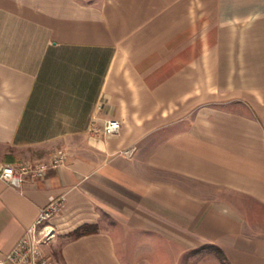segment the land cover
<instances>
[{
    "label": "crops",
    "instance_id": "obj_1",
    "mask_svg": "<svg viewBox=\"0 0 264 264\" xmlns=\"http://www.w3.org/2000/svg\"><path fill=\"white\" fill-rule=\"evenodd\" d=\"M61 148L0 180V254L64 196L42 246L63 264H264V0H0V164Z\"/></svg>",
    "mask_w": 264,
    "mask_h": 264
},
{
    "label": "built area",
    "instance_id": "obj_2",
    "mask_svg": "<svg viewBox=\"0 0 264 264\" xmlns=\"http://www.w3.org/2000/svg\"><path fill=\"white\" fill-rule=\"evenodd\" d=\"M120 130L121 123L115 119L106 120L103 125H98L94 120L89 126V134L97 138L116 136ZM132 153L129 151L125 155L131 157ZM67 163L68 153L61 148L55 151L47 161L0 164V180L9 187L22 192L25 183L41 181L50 171L63 168ZM65 204L64 196L51 198L49 203L40 209L38 218L13 250L8 254H0V264H54L42 246L48 243L53 236L49 222L60 214Z\"/></svg>",
    "mask_w": 264,
    "mask_h": 264
},
{
    "label": "trees",
    "instance_id": "obj_3",
    "mask_svg": "<svg viewBox=\"0 0 264 264\" xmlns=\"http://www.w3.org/2000/svg\"><path fill=\"white\" fill-rule=\"evenodd\" d=\"M98 231H99V228L97 225H84V226L76 229L74 232H72L69 235V238L79 239V238L84 237V236H88V235L98 233ZM204 250H210L213 253H215L216 257L219 259L221 264H230L229 261L227 260L226 256H225V254L223 253V251L216 246H211V245L204 246V247L199 248V249H197L191 253L193 255H196L197 253L204 251Z\"/></svg>",
    "mask_w": 264,
    "mask_h": 264
},
{
    "label": "rangeland",
    "instance_id": "obj_4",
    "mask_svg": "<svg viewBox=\"0 0 264 264\" xmlns=\"http://www.w3.org/2000/svg\"><path fill=\"white\" fill-rule=\"evenodd\" d=\"M255 217V216H254ZM257 218L259 217V216H256ZM252 219H253V217H252ZM251 221H254V223H260V220L258 219H255V220H251ZM55 253L57 254V251L56 250H54V251H52L51 252V257L53 258H51V260L52 261H54V263L56 264H63L61 261H59V257H56L55 256ZM203 254H200V255H195V256H193V255H190V253H187L185 256H184V258L182 259V262H181V264H211L212 262H214L213 261V259H212V257L211 256H216L215 255V253H213V252H209L208 250L207 251H203L202 252ZM207 256V257H206Z\"/></svg>",
    "mask_w": 264,
    "mask_h": 264
}]
</instances>
